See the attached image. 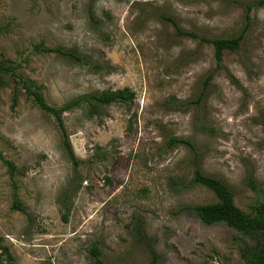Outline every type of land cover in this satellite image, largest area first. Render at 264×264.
Listing matches in <instances>:
<instances>
[{"label": "rangeland", "instance_id": "374dc122", "mask_svg": "<svg viewBox=\"0 0 264 264\" xmlns=\"http://www.w3.org/2000/svg\"><path fill=\"white\" fill-rule=\"evenodd\" d=\"M255 2L0 0V59L48 105L93 90L133 92L130 103L104 105L92 118L62 113L81 161L73 167L52 116L15 78L0 76V152L16 168L10 176L0 161L8 264H147L149 246L157 264L244 263L248 237L203 223L189 207L215 200L191 181L194 167L218 177L244 212L263 198L264 5ZM248 3L244 38L218 62L210 43L176 34L161 18L206 39L229 37ZM37 43L83 60L35 52Z\"/></svg>", "mask_w": 264, "mask_h": 264}, {"label": "trees", "instance_id": "16d2710c", "mask_svg": "<svg viewBox=\"0 0 264 264\" xmlns=\"http://www.w3.org/2000/svg\"><path fill=\"white\" fill-rule=\"evenodd\" d=\"M254 4L257 6L264 5V0H256ZM254 4H245L243 26L237 34L229 37L206 39L197 36L195 32L181 29L169 16L164 15L161 16V18L169 21L173 25L176 34L185 35L191 38L198 37L200 40L210 43L213 49L214 60L218 62L220 61L224 50L238 49L239 43L244 38L245 31L248 27V11ZM33 51L44 53L55 52L60 55L70 57L76 61L83 60L81 56L75 55L68 50L49 48L43 46L41 43L35 44L33 46ZM6 73L16 79L26 97L30 98L32 102L44 113L52 116L60 135L61 147L73 167H76L81 161L74 156L69 144L67 133L62 121V113L73 109H80L87 117L92 118L98 115L100 108L104 105L111 103L127 104L133 99V92L127 87H122L113 90L105 89L100 91L93 90L84 92L59 106H50L44 101L39 87L33 81L19 76L15 73L14 65L10 64L7 60L0 59V76ZM209 78L210 75L206 76L204 81L206 82ZM15 103L16 92L13 90L10 107H13ZM170 141L184 142V140L176 138H171ZM0 161L6 166L9 175L12 176L15 173L16 168L10 160L2 155L1 152ZM191 181L207 188L215 197L214 201L190 206L189 209L191 213H193L203 223L211 224L214 222H223L227 226L246 235L249 242L241 249V255L244 259L243 264H264V193L263 198L253 204L249 212H244L235 206L232 200L231 192L218 177L207 175L201 172L198 168L194 167L191 173ZM248 185L251 188H254V184L250 178H248ZM12 205L15 209L24 212L23 207L15 196L13 198ZM65 215V213L62 214L63 219H65ZM90 251L96 256V260L99 261L97 259L99 251L94 246L91 247ZM148 253L149 260L147 264H157V257L151 246L148 247ZM11 260L12 256L7 247L3 245L0 246V264H8Z\"/></svg>", "mask_w": 264, "mask_h": 264}]
</instances>
